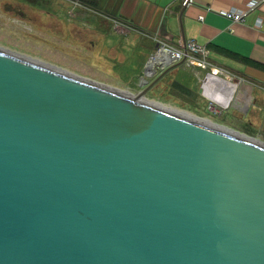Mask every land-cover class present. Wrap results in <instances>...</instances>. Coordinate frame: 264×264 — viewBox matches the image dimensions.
Returning <instances> with one entry per match:
<instances>
[{
	"label": "water",
	"instance_id": "obj_1",
	"mask_svg": "<svg viewBox=\"0 0 264 264\" xmlns=\"http://www.w3.org/2000/svg\"><path fill=\"white\" fill-rule=\"evenodd\" d=\"M184 51L132 95L0 43V264H264V144L144 100Z\"/></svg>",
	"mask_w": 264,
	"mask_h": 264
},
{
	"label": "crops",
	"instance_id": "obj_2",
	"mask_svg": "<svg viewBox=\"0 0 264 264\" xmlns=\"http://www.w3.org/2000/svg\"><path fill=\"white\" fill-rule=\"evenodd\" d=\"M57 2L59 3L54 5L55 10L60 3L65 4L68 14L71 18H75L77 23L92 29L97 27L101 29V31H93L92 37L88 39L91 47L96 46L97 40L100 39L106 41L109 50H112L108 54L109 57L115 55L118 47L126 49L127 55L132 59L137 52L139 53L140 60L135 64H139L141 70L129 79L143 81L144 78L153 76L150 75L151 73L146 75L145 71L148 69L151 56L161 46L167 45L174 51L184 49V37L186 43L196 40L201 45H205L210 50L209 59L213 63L212 67L216 70L225 68L227 73H214L212 69H202L185 61L171 70L170 75H179L183 69L191 66L192 71L196 69L194 74L198 79L203 78L204 82L207 77H218L237 84L238 89L232 98L234 122L241 123L252 132L257 131V126L264 128V0H189L187 3H184L185 0H58ZM250 3H255V6L243 21H233L225 14L231 8L249 9ZM92 12L97 16H92ZM58 14L63 18L61 12ZM84 14L93 18L88 19L91 23L86 22L81 16ZM79 30L84 29L78 27L76 33H81ZM100 34H103L101 38H99ZM79 37L77 34L76 38ZM132 48L136 50L133 52ZM122 57L126 60L124 54ZM158 69L155 70L159 71ZM242 83H247L245 86L251 88L252 96L249 107L244 110L240 105H236L243 87ZM200 89L198 92L208 97ZM210 100L217 103L213 98Z\"/></svg>",
	"mask_w": 264,
	"mask_h": 264
},
{
	"label": "rangeland",
	"instance_id": "obj_3",
	"mask_svg": "<svg viewBox=\"0 0 264 264\" xmlns=\"http://www.w3.org/2000/svg\"><path fill=\"white\" fill-rule=\"evenodd\" d=\"M57 1L0 0V43L105 86L136 95L143 88L142 81L129 79V77L141 70L139 64H135L140 60L139 53L137 52L132 59L127 55L126 49L118 47L115 55L112 54L109 57L108 54L112 50H109L106 41L100 39L97 40L96 46L91 47L88 39L92 37L93 31H101V29L98 27L92 29L77 23L75 18H71L68 14L65 4L60 3L55 10L54 5L59 3ZM59 12L64 19L59 17ZM91 15L97 16L93 12ZM81 16L85 18L86 22H90L88 19H93L85 14ZM62 19L63 25L61 24ZM78 27L85 31L79 30L81 33H76ZM77 34L80 36L79 39L76 38ZM102 36L103 34H100L99 38ZM121 45L122 43L119 46ZM166 47L171 48L167 45L159 47L151 59ZM135 50L132 48L133 52ZM123 54L126 56V60L123 59ZM161 67L162 64H158L155 69L159 68V71L156 73L154 71L152 74V70H149L147 65L148 72L153 75L147 78L154 79L162 70ZM182 71L179 75H170V72L166 74L147 92L144 100L160 108L187 112L202 122H212L210 125L214 124L213 126L217 128L224 127L239 131L264 144L263 126H257V131L254 129L255 132H252L248 131L241 123L234 122V100L229 107L219 104L212 97L207 80L204 82L203 78L198 79V76L194 74L196 69L192 71L191 66H188ZM242 84V90H244L246 88L244 85L247 83ZM202 87L208 97L198 92ZM210 98H213L218 104L211 103Z\"/></svg>",
	"mask_w": 264,
	"mask_h": 264
},
{
	"label": "bare ground",
	"instance_id": "obj_4",
	"mask_svg": "<svg viewBox=\"0 0 264 264\" xmlns=\"http://www.w3.org/2000/svg\"><path fill=\"white\" fill-rule=\"evenodd\" d=\"M173 58H174V53L172 51L164 48V49L160 50L159 53L150 60V62L148 64V68H149V70H152L151 73H153L158 64H162V66L166 65ZM206 80L210 86L212 97L219 104H222L224 106H228L230 104V102L232 101L233 95L235 96L234 92L237 91V89H238L237 84H234L231 81H224L225 80L224 78L220 79L218 77H207ZM223 83H224V85H223ZM244 87H246V88L244 90L241 89V92L238 95V100L236 103V105H240V107H242L243 110H244V108H246L250 104L251 97H252L251 96V88L248 86H245V85H244ZM239 99L241 102H239ZM170 111H174L178 114L184 115V116L192 118V119L196 118L195 116H193L189 113L187 114V112L184 113V112H181L179 110H174V109H170ZM207 123L211 124L212 122L207 121ZM220 128L226 130L224 127H220Z\"/></svg>",
	"mask_w": 264,
	"mask_h": 264
},
{
	"label": "built area",
	"instance_id": "obj_5",
	"mask_svg": "<svg viewBox=\"0 0 264 264\" xmlns=\"http://www.w3.org/2000/svg\"><path fill=\"white\" fill-rule=\"evenodd\" d=\"M189 0H185L184 3H187ZM255 6V3H250L249 9L242 8H231L229 11H226V16L233 21H243L248 15L249 11ZM261 21H259V24ZM187 48V58L186 61L189 65L197 66L202 69H212V72H228L225 68H219L218 70L214 69L212 66V61L209 59L210 50L205 46L198 43L196 40H190L186 43ZM170 51L174 53L175 60H181L185 56L184 49L174 51L169 48ZM210 71V72H211ZM211 103H214L211 101Z\"/></svg>",
	"mask_w": 264,
	"mask_h": 264
},
{
	"label": "flooded vegetation",
	"instance_id": "obj_6",
	"mask_svg": "<svg viewBox=\"0 0 264 264\" xmlns=\"http://www.w3.org/2000/svg\"><path fill=\"white\" fill-rule=\"evenodd\" d=\"M21 12H23V11H21ZM24 13V12H23Z\"/></svg>",
	"mask_w": 264,
	"mask_h": 264
}]
</instances>
